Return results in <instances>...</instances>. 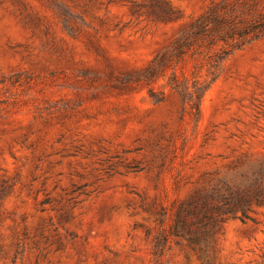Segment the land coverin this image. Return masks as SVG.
<instances>
[{
	"label": "rangeland",
	"instance_id": "374dc122",
	"mask_svg": "<svg viewBox=\"0 0 264 264\" xmlns=\"http://www.w3.org/2000/svg\"><path fill=\"white\" fill-rule=\"evenodd\" d=\"M213 4L264 24V0H0V264H203L155 236L222 179L264 193V30L173 54ZM216 238L212 264H264V203Z\"/></svg>",
	"mask_w": 264,
	"mask_h": 264
},
{
	"label": "trees",
	"instance_id": "16d2710c",
	"mask_svg": "<svg viewBox=\"0 0 264 264\" xmlns=\"http://www.w3.org/2000/svg\"><path fill=\"white\" fill-rule=\"evenodd\" d=\"M263 30L262 22L242 19L237 21L236 18L220 13L216 4H213L194 18L190 30L175 41L173 54L182 58L199 42L210 46L221 44L220 49L210 56V62L216 64L235 49L259 37L263 34L261 33ZM162 62L167 63V61ZM170 83L183 98L188 93V86L179 80L175 72L170 77ZM196 107L199 109V104H196ZM263 195L264 193L258 190L250 192L236 188L235 185L222 179L220 185L213 186L208 192L196 193L181 205L170 232L163 229L155 236L153 253L162 255L169 245L171 235H175L184 238L193 250L204 251L207 259L203 264H212L208 258V251L215 247L216 234L222 224L229 216H236L240 210L245 213L247 206L253 202L264 203ZM160 214L163 218L164 213L160 212Z\"/></svg>",
	"mask_w": 264,
	"mask_h": 264
}]
</instances>
